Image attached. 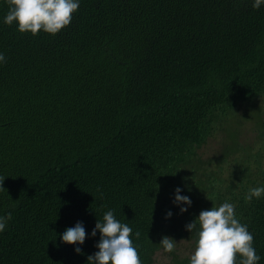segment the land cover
Returning <instances> with one entry per match:
<instances>
[{
  "label": "trees",
  "instance_id": "trees-1",
  "mask_svg": "<svg viewBox=\"0 0 264 264\" xmlns=\"http://www.w3.org/2000/svg\"><path fill=\"white\" fill-rule=\"evenodd\" d=\"M79 3L58 34L32 36L4 23L0 0V217H12L0 264H88L108 210L133 229L142 264H155L164 236H181L185 221L224 202L236 205L264 264V196L244 199L264 187L263 157L242 156L228 176L187 175L217 125L264 96V4ZM177 188L191 206L174 203ZM77 222L84 244L64 243Z\"/></svg>",
  "mask_w": 264,
  "mask_h": 264
},
{
  "label": "clouds",
  "instance_id": "clouds-1",
  "mask_svg": "<svg viewBox=\"0 0 264 264\" xmlns=\"http://www.w3.org/2000/svg\"><path fill=\"white\" fill-rule=\"evenodd\" d=\"M6 3L8 11L4 23L8 26L15 23L21 34L31 33L32 36L41 30L51 35L58 34L71 24L73 14L80 7L79 0H6ZM262 4L264 0H252L255 10H259ZM0 62H6L3 54H0ZM0 187H3V182ZM180 192L181 189L177 188L174 203L191 206L190 198L180 195ZM262 196L264 187H254L248 190L244 199L246 203H251L253 198ZM235 207L229 202L218 207L214 205L210 210L201 211L197 219L186 225V229L197 237L190 264H258L260 256L253 246L254 236L249 232L248 225L242 224L236 217ZM180 211L184 213L188 209L181 207ZM167 216L171 217L172 212L169 211ZM11 218V213L0 217V232L5 230ZM97 231L101 233L96 245L99 251L88 256V264H142L137 247L130 238L133 229L117 220L113 210L106 211L102 220L98 219L91 235L95 237ZM135 236L139 239V231ZM85 240L86 230L82 222H77L62 234V241L66 244L83 245ZM160 245L165 252L171 253L175 251L177 242L164 236ZM75 251L80 253L81 249L77 247Z\"/></svg>",
  "mask_w": 264,
  "mask_h": 264
},
{
  "label": "rangeland",
  "instance_id": "rangeland-1",
  "mask_svg": "<svg viewBox=\"0 0 264 264\" xmlns=\"http://www.w3.org/2000/svg\"><path fill=\"white\" fill-rule=\"evenodd\" d=\"M262 133V135H261ZM264 96L239 104L234 111L217 125L207 143L198 150V160L187 168L191 183L207 178L214 171L223 169L224 175L232 171V166L242 156L259 154L264 159ZM259 145V148H257ZM191 223L185 221L184 226ZM181 236L175 237V251L167 253L160 248L155 255V264L171 262L175 257L190 258L196 250L195 239L183 229ZM171 237V234L168 235ZM182 241V242H181Z\"/></svg>",
  "mask_w": 264,
  "mask_h": 264
}]
</instances>
